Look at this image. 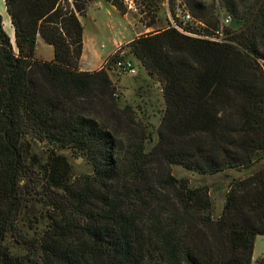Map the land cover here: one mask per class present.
Listing matches in <instances>:
<instances>
[{"label":"trees","instance_id":"trees-1","mask_svg":"<svg viewBox=\"0 0 264 264\" xmlns=\"http://www.w3.org/2000/svg\"><path fill=\"white\" fill-rule=\"evenodd\" d=\"M95 1L6 0L14 41L0 15V264H252L264 164L232 181L218 217L209 188L172 165L215 174L264 158V0H183L223 38L171 24L81 70ZM143 2L152 25L157 2ZM39 36L52 60L35 56ZM128 55L162 84L156 128L122 105L111 77ZM65 149L93 172L72 179Z\"/></svg>","mask_w":264,"mask_h":264},{"label":"rangeland","instance_id":"rangeland-1","mask_svg":"<svg viewBox=\"0 0 264 264\" xmlns=\"http://www.w3.org/2000/svg\"><path fill=\"white\" fill-rule=\"evenodd\" d=\"M139 1L140 6L137 5ZM204 1L207 4L212 3V0ZM123 2L127 6V14L125 16L111 7L108 2H103L102 7H91L89 14L82 18L85 27L86 49L89 51L85 56V61L89 62L91 54H94L91 57L92 69L97 68L100 60L94 52L92 45L94 42L97 50L104 55L112 50H115V52L121 51V54H124L127 51L126 45L129 43V39L145 31L143 23H149L152 20V15H145L147 13L142 12L147 10L146 3L143 0H124ZM155 2H157L159 8L157 13L158 22L154 25V29L150 31L176 24V27L180 31L189 35H206L215 39L223 38L224 35L221 33L220 35L205 34L207 23L193 16L185 7L183 0H155ZM181 9L186 10L191 15L192 20L190 22L181 20L179 16ZM207 13L210 14V12ZM130 23L132 28L130 27ZM191 30L196 32H192ZM142 34L145 33H141L140 35ZM115 42L117 43L115 44ZM38 52L48 57L52 53V47L46 43H41L38 47ZM128 57L131 56L128 55L125 58ZM130 59L134 61L137 69L135 75L122 72L115 62L111 69V76L113 75V80L118 87V94H120L122 105H131L138 112V116L145 117V120L147 119L150 122L149 124H154L156 128L160 121L161 110L164 107L162 84L158 79L149 74L136 59L132 57ZM119 86H121V89H119ZM155 137L157 136L155 135ZM43 147V144H39L36 148H33L32 152H37L38 156L45 160L46 153ZM63 153L70 162L72 179L93 172L92 166L85 158L73 156L69 149L63 150ZM262 164H264V158L249 169L239 170L231 168L215 174L199 173L189 170L182 165L173 164L172 173L178 178L188 179L192 187L207 186L213 203V217H218L222 213L226 195L232 181L252 173L255 169L262 166ZM34 212H38L35 207L28 211V215L30 216ZM28 215L27 218H29ZM24 228L27 229L28 227ZM10 244L15 248V243L12 240ZM254 253L252 264H262L259 262V259L260 257H264V235L257 236Z\"/></svg>","mask_w":264,"mask_h":264},{"label":"crops","instance_id":"crops-1","mask_svg":"<svg viewBox=\"0 0 264 264\" xmlns=\"http://www.w3.org/2000/svg\"><path fill=\"white\" fill-rule=\"evenodd\" d=\"M103 2H105V1L104 0L95 1L93 3L92 7L93 6H96L97 8H100V7L103 6ZM108 4L111 7H113L116 11H118L119 13H121L119 11V9H117V7L115 5H113V4L109 3V2H108ZM121 14L123 16H125V14H127V13H121ZM0 15L3 18V28L5 29V31L7 32V34L10 36V38L14 41V39H15V28H14L13 23L11 21V16H10L8 10H7L6 0H0ZM157 22H158V19H157L156 23ZM156 23H153L152 25H149V23H143L144 28H145V31L140 32L138 35H140L141 33H148L150 30L154 29V27H155L154 25ZM130 27L132 28L131 23H130ZM138 35H136V36H138ZM135 37H132L131 39H129L128 42L132 41ZM41 43H46V42L44 41V39L42 37L39 36V38L37 40V48H36L35 56L38 59H41V60H52L53 57H54V48H53V46L50 45V44H48V43H46V44H48V45H50L52 47V53H50V55L48 57H46V56L42 55V53H39L38 52V47H39V45ZM116 43L117 42H115V44ZM92 45H93V49H94V52L96 54V57H98L100 59L97 68H94L96 70V69H100L101 67H103V65L105 64L108 56H110L111 54H113L115 52V50H112V51H110V52H108L107 54L104 55V54L100 53L97 50V48L95 47L96 46L95 42ZM87 52H89V51L86 49L85 34H84V49H83V54H82L81 59H80L79 66H80V69L81 70H94V69L91 68V65H93L92 62H91L92 61L91 60V57L94 56V54H91V57H90L89 62H86L85 61V56H86ZM110 73H111V71H110ZM111 77L113 79V75ZM119 89H121V86H119ZM254 252H255V249H254ZM253 257H254V255H253ZM262 259H264V257H260L259 262Z\"/></svg>","mask_w":264,"mask_h":264},{"label":"built area","instance_id":"built-area-1","mask_svg":"<svg viewBox=\"0 0 264 264\" xmlns=\"http://www.w3.org/2000/svg\"><path fill=\"white\" fill-rule=\"evenodd\" d=\"M179 16H180L181 20H183L185 22H190L192 20L191 15L186 10H183V9H181V11L179 12ZM222 21H223V23H229L230 17L225 16ZM174 25L176 26V24H174ZM116 66L122 72L127 73V74L135 75L137 73L135 63L130 58H120L119 60H117Z\"/></svg>","mask_w":264,"mask_h":264}]
</instances>
